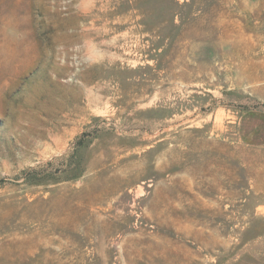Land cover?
<instances>
[{
	"label": "rangeland",
	"instance_id": "obj_1",
	"mask_svg": "<svg viewBox=\"0 0 264 264\" xmlns=\"http://www.w3.org/2000/svg\"><path fill=\"white\" fill-rule=\"evenodd\" d=\"M0 264H264V0H0Z\"/></svg>",
	"mask_w": 264,
	"mask_h": 264
}]
</instances>
